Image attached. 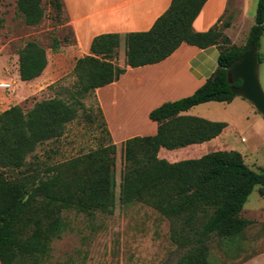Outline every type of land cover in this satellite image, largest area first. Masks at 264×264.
I'll return each instance as SVG.
<instances>
[{
	"label": "trees",
	"instance_id": "trees-1",
	"mask_svg": "<svg viewBox=\"0 0 264 264\" xmlns=\"http://www.w3.org/2000/svg\"><path fill=\"white\" fill-rule=\"evenodd\" d=\"M205 1L171 0L148 30L128 32L123 37L125 64L132 67L159 62L182 42L202 48L216 44L221 50L217 68L192 94L164 101L150 110L149 118L157 123L155 134L135 135L122 142L118 195L113 142L48 166L27 161L40 144L63 134L66 124L83 107L86 95L125 71L111 59L121 43L118 33L92 37L90 54L75 62L76 82L65 97L37 100L26 110L14 104L0 112L1 264H44L51 241L67 228L64 210L111 213L117 200L125 205L146 204L169 219L170 238L183 249L176 264H209L211 238L232 240L252 223L241 211L255 185L264 194V168H250L236 149H217L177 161L157 155L160 147L174 149L218 136L226 121L181 112L207 101H231L237 94L227 80V68L250 43L257 47L258 63L264 60L259 50L264 34V0L257 2L254 23L242 47L231 44L223 34L228 22L206 31L193 29L192 22ZM41 2L16 1L26 24L43 18ZM46 64L45 48L34 40L26 41L19 51L20 80L38 77Z\"/></svg>",
	"mask_w": 264,
	"mask_h": 264
},
{
	"label": "rangeland",
	"instance_id": "rangeland-1",
	"mask_svg": "<svg viewBox=\"0 0 264 264\" xmlns=\"http://www.w3.org/2000/svg\"><path fill=\"white\" fill-rule=\"evenodd\" d=\"M16 1L0 2V80L15 82L9 90L0 89V112L14 104L26 110L37 100L65 97L76 82L75 62L78 56L86 55L80 44L78 48L73 46L76 43L74 28L66 24L62 6L56 5L61 0H42L44 16L33 25L24 22L16 9ZM251 7L255 10L257 5L254 3ZM248 14L252 15V10ZM254 16L233 28V44L245 45ZM28 40L45 48L47 64L41 76L22 81L18 73L19 51ZM124 51V40H121L111 58L115 66L123 65ZM260 52L264 53V34L260 39ZM257 74L264 90V60L259 63ZM238 98L234 109L228 107L227 113L211 116L234 121L235 125L231 123L220 137L208 142L205 151L236 149L250 168L260 171L264 168V116L249 100ZM82 101L83 107L66 124L63 134L40 144L27 161L37 160L42 166H48L112 142L95 90ZM212 104L224 106L225 103ZM122 167L119 143L113 167L116 195ZM63 215L67 228L51 241L50 254L43 260L44 264H176L183 252L170 238L169 219L140 202L125 205L117 200L111 213L66 209ZM241 215L253 222L232 240L211 238L209 264H235L236 255L247 252L245 248L264 246V194H260L259 185L248 195Z\"/></svg>",
	"mask_w": 264,
	"mask_h": 264
},
{
	"label": "crops",
	"instance_id": "crops-1",
	"mask_svg": "<svg viewBox=\"0 0 264 264\" xmlns=\"http://www.w3.org/2000/svg\"><path fill=\"white\" fill-rule=\"evenodd\" d=\"M257 2L258 0H206L194 18L192 27L195 31H206L214 25L228 22L222 32L233 44V28L255 15L256 9L250 6L254 3L257 5ZM170 3L171 0H61V9L66 16V24L74 28L76 43L73 46L78 48L80 44L87 55L90 54L89 44L93 36L114 32L123 40L128 32L148 30ZM250 10L252 15L248 14ZM220 50L221 47L216 44L202 48L182 42L165 59L137 67L125 64L124 51L121 67H125V71L114 81L94 89L112 142L117 146L135 135L155 134L157 123L149 118L150 110L164 101L192 94L217 68ZM239 96L236 95L231 101H217L225 103L224 106L212 104L215 102L212 100L194 105L181 113L222 121L211 116L227 113L228 107L234 109ZM226 122L227 126L223 131L231 123L235 125L234 121ZM223 131L201 143L174 149L160 147L157 155L168 161L200 157L208 153L205 145L220 137ZM260 246L257 244L248 249L244 247L247 252L240 249L244 253L235 256V264H264V246Z\"/></svg>",
	"mask_w": 264,
	"mask_h": 264
},
{
	"label": "water",
	"instance_id": "water-1",
	"mask_svg": "<svg viewBox=\"0 0 264 264\" xmlns=\"http://www.w3.org/2000/svg\"><path fill=\"white\" fill-rule=\"evenodd\" d=\"M258 67L257 47L250 43L247 50L228 66L227 80L232 84L234 94L249 100L264 116V90L258 78Z\"/></svg>",
	"mask_w": 264,
	"mask_h": 264
},
{
	"label": "built area",
	"instance_id": "built-area-1",
	"mask_svg": "<svg viewBox=\"0 0 264 264\" xmlns=\"http://www.w3.org/2000/svg\"><path fill=\"white\" fill-rule=\"evenodd\" d=\"M14 83L12 80H0V89L9 90L13 87Z\"/></svg>",
	"mask_w": 264,
	"mask_h": 264
}]
</instances>
